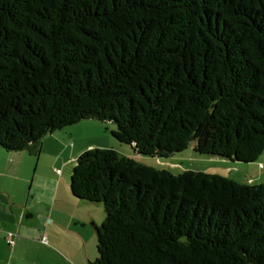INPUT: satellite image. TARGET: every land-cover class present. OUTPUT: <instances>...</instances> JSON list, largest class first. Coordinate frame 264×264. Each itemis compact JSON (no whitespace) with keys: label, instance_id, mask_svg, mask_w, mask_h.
Returning <instances> with one entry per match:
<instances>
[{"label":"trees","instance_id":"16d2710c","mask_svg":"<svg viewBox=\"0 0 264 264\" xmlns=\"http://www.w3.org/2000/svg\"><path fill=\"white\" fill-rule=\"evenodd\" d=\"M83 121L70 191L102 204L89 264H264V183L168 162L264 154V0H0V148L39 157Z\"/></svg>","mask_w":264,"mask_h":264},{"label":"crops","instance_id":"0c3cea01","mask_svg":"<svg viewBox=\"0 0 264 264\" xmlns=\"http://www.w3.org/2000/svg\"><path fill=\"white\" fill-rule=\"evenodd\" d=\"M85 122L87 121L78 123V127H88L89 124H84ZM72 127H69L65 133L71 142L82 134L81 131H72ZM56 135V133L47 135L43 140L42 148L47 141L53 139L54 154L60 157L63 151L66 153L70 145H68L69 141H65L66 139L62 144L57 143ZM73 145L75 147V142ZM99 145L106 149L122 150L116 143L111 146L100 143ZM22 153H8L0 148V264L93 262L97 257L96 227H100L102 219L97 211L92 210L97 209L96 205L99 204L80 202L73 198L70 182L69 194L63 196L57 193L38 196L42 184H38L36 194H29L23 198L17 189H4L3 183L11 182L14 178L19 180L23 176L25 159L21 158V162L14 166L8 162L20 157ZM122 155L130 157L133 153L126 150ZM28 156L33 157L29 154ZM174 159L177 161L179 158ZM72 160L74 156L70 159ZM67 162L66 160L65 163ZM55 184L59 188L61 186L66 188L62 179H58Z\"/></svg>","mask_w":264,"mask_h":264},{"label":"rangeland","instance_id":"374dc122","mask_svg":"<svg viewBox=\"0 0 264 264\" xmlns=\"http://www.w3.org/2000/svg\"><path fill=\"white\" fill-rule=\"evenodd\" d=\"M84 124L89 125H87L88 127H78L79 125L72 127V131L77 130L82 132V134L79 137L74 138L72 142L65 134L67 133L68 128L55 132L57 134L55 139L58 140L57 143L62 144L63 140L66 139L65 141H69L68 145H70L66 153L63 151L60 157H56L54 154V141L53 139H50L41 149V154L38 158L30 157L27 152H23L20 157H17L12 161H8L11 166L21 162V158L25 159L26 163L23 161L25 164L23 176L19 178V180L14 178L11 182L3 183V185H5L3 188L7 190L17 189L18 193L23 198L29 194H36L38 184H42V189L39 190L38 196H49L54 193H57L59 196H63L64 194L67 195L69 194L68 186L72 170L77 163V158L84 152L96 148L106 149L102 148L99 143L104 146H111L116 143L117 147L119 146L120 149H122L121 151H118L120 154H123L126 150L133 153L129 146L117 143V141L112 137L111 131L116 129L115 125L111 123L103 124L97 121H87ZM99 138L102 140H99ZM74 142L75 147L73 145ZM79 152L80 154H78ZM72 156H74V160L70 161ZM137 158L148 165L168 169L174 171L175 173H182L185 170L203 171L228 176L231 179L238 181H248L249 183L256 185L264 183V154L260 157L256 164H240L238 166H234L230 164L229 161H223L221 159L199 157L194 153L192 148H190L183 155L178 156L177 159H179L177 161L176 159H172L168 162H159L154 158ZM66 160L68 161L67 163H65ZM58 179H62L65 182V189L63 186L59 188L57 184H55ZM96 206H98L97 209L92 211H97L98 215H100L102 219V223L100 224L101 227L105 222L106 215L104 207L101 203ZM95 254H97L96 246Z\"/></svg>","mask_w":264,"mask_h":264}]
</instances>
